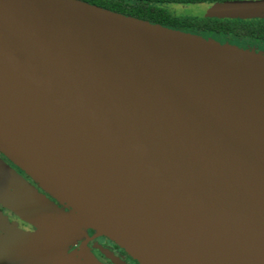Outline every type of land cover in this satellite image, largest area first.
I'll return each instance as SVG.
<instances>
[{
	"label": "water",
	"instance_id": "water-1",
	"mask_svg": "<svg viewBox=\"0 0 264 264\" xmlns=\"http://www.w3.org/2000/svg\"><path fill=\"white\" fill-rule=\"evenodd\" d=\"M0 153L57 203L0 160L46 229L0 264H100L66 254L86 230L139 264H264L262 54L77 0H0Z\"/></svg>",
	"mask_w": 264,
	"mask_h": 264
},
{
	"label": "trees",
	"instance_id": "trees-1",
	"mask_svg": "<svg viewBox=\"0 0 264 264\" xmlns=\"http://www.w3.org/2000/svg\"><path fill=\"white\" fill-rule=\"evenodd\" d=\"M77 1L86 3L88 5L112 13H116L129 18L147 22L149 24L158 25L161 27L169 28L171 30L188 33L191 35L202 37L204 39H211L222 45H229L243 51H249L255 54L264 55V19L263 20L262 19L260 20L189 19V18L177 17L175 15H172L164 7L165 5H194V4H217V3L222 4L227 2L255 1V0H77ZM38 188L40 187L38 186ZM42 192L44 191L42 190ZM44 193L49 195L46 192ZM54 203H56L55 200Z\"/></svg>",
	"mask_w": 264,
	"mask_h": 264
},
{
	"label": "rangeland",
	"instance_id": "rangeland-1",
	"mask_svg": "<svg viewBox=\"0 0 264 264\" xmlns=\"http://www.w3.org/2000/svg\"><path fill=\"white\" fill-rule=\"evenodd\" d=\"M164 7L172 15L189 19H264V0L253 1L252 5L228 2L222 4L165 5ZM23 201L24 198H21L13 189L0 181V255L8 259L37 252L46 239V229L40 220L43 219V214L30 203ZM16 218L27 223L30 228L24 226V229H21ZM10 219L14 220L11 221Z\"/></svg>",
	"mask_w": 264,
	"mask_h": 264
},
{
	"label": "flooded vegetation",
	"instance_id": "flooded-vegetation-1",
	"mask_svg": "<svg viewBox=\"0 0 264 264\" xmlns=\"http://www.w3.org/2000/svg\"><path fill=\"white\" fill-rule=\"evenodd\" d=\"M0 160L8 167H10L17 175H19L26 182L32 185L38 193L44 194L46 198L54 202V200L49 195L42 192V190L38 188V186L28 176H26L23 171L17 168L1 153ZM16 219L18 221V226L21 229H24V226L30 228V226L27 223L23 222L21 219ZM10 220L13 221L14 219ZM85 233L86 236L82 237L80 240H78V242H76L77 244L71 248L72 251L76 249V253H78V249L85 244L88 251L100 264H139L136 260L130 257L122 248H120L118 245H116L114 242L107 239L106 237H95V233L92 230H86Z\"/></svg>",
	"mask_w": 264,
	"mask_h": 264
},
{
	"label": "crops",
	"instance_id": "crops-1",
	"mask_svg": "<svg viewBox=\"0 0 264 264\" xmlns=\"http://www.w3.org/2000/svg\"><path fill=\"white\" fill-rule=\"evenodd\" d=\"M50 222H51V221H50ZM76 242H78V240H76V241L74 242L75 244H74L73 246H70V247H69V249L67 250L66 254H69V255H72V254L77 255V254H78V253H76V249H75L74 251L71 250V248L74 247V246L77 244ZM82 246H83V245H82ZM80 248H81V247H80ZM80 248H79L78 250H80ZM70 250H71V251H70ZM77 252H78V251H77ZM89 253H90V252H89ZM69 255H68V257H69ZM90 255H92V254L90 253ZM92 256H93V255H92ZM93 258H94V257H93ZM76 259H78V258L76 257ZM76 259H75V260H76ZM94 259H95V258H94ZM95 260H96V259H95ZM96 261H97V260H96ZM97 262H98V261H97Z\"/></svg>",
	"mask_w": 264,
	"mask_h": 264
}]
</instances>
